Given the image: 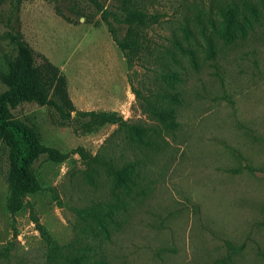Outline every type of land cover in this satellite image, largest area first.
<instances>
[{
	"label": "rangeland",
	"instance_id": "1",
	"mask_svg": "<svg viewBox=\"0 0 264 264\" xmlns=\"http://www.w3.org/2000/svg\"><path fill=\"white\" fill-rule=\"evenodd\" d=\"M240 1H0V94L19 37L38 65L50 62L67 78L76 111L124 121L87 129L89 118H63L55 106L11 111L67 158L34 164L43 190L14 215L0 142V264H48L50 239L102 264H264L262 0H248L261 13L245 40L229 45L214 32L221 8ZM134 9L152 18L131 33L124 20ZM116 39L137 46L124 52ZM172 73L177 80L165 78ZM155 108H175L177 127L158 121ZM133 127L146 130L143 141ZM129 163L138 185L121 203L112 184Z\"/></svg>",
	"mask_w": 264,
	"mask_h": 264
},
{
	"label": "trees",
	"instance_id": "2",
	"mask_svg": "<svg viewBox=\"0 0 264 264\" xmlns=\"http://www.w3.org/2000/svg\"><path fill=\"white\" fill-rule=\"evenodd\" d=\"M262 6L264 8V0H262ZM127 12L124 23L128 24L131 33L135 32L139 26L147 25L149 18H152L145 12L135 9ZM246 12H249L253 19L248 17ZM260 13L258 8L248 0L229 3L221 8L222 20L220 25L215 27L214 32L229 45L238 40H245L249 31L253 30L255 24L260 21ZM153 19L157 20L155 17ZM105 20L107 19L105 18ZM198 21L203 22L201 16ZM202 29H204V23H202ZM184 32L186 38L192 34L189 30H184ZM13 40L17 47V57L10 63V71L6 76L7 90L0 94V142L9 165L6 207L10 213L15 215L24 209L25 199L28 196L43 190L34 170V164L42 157L60 164L66 160L67 155L56 148L43 144L37 129L26 121L14 119L12 110L24 104L55 106L63 118L76 122L89 118L90 120L82 125L87 129H91L93 126L100 128L105 125H123L124 121L117 112L76 111L67 90V78L60 72V69L50 62L44 66L38 65L32 47L21 41L19 37H13ZM207 42L210 58L214 59L217 54L215 42L212 38H208ZM116 43L124 52L137 46L135 40L119 41L116 39ZM179 47H182V44H179ZM185 51L191 56L192 65L197 68L194 52L186 48ZM165 78L178 79L175 73L166 75ZM177 96L178 94L174 96L175 100ZM175 112V108H155L154 115L163 125L177 127ZM73 113L75 116L72 115ZM132 134L143 141L146 130L133 127ZM138 177L139 173L135 163L126 164L119 173L114 174L112 193L119 202L122 203L121 196L125 198L133 194L138 185ZM118 210V206L113 207L108 212V216L112 218ZM90 216L103 217L97 211H94ZM69 249L70 247L56 245L50 239L48 264H102V261L92 262L90 258L75 254Z\"/></svg>",
	"mask_w": 264,
	"mask_h": 264
}]
</instances>
